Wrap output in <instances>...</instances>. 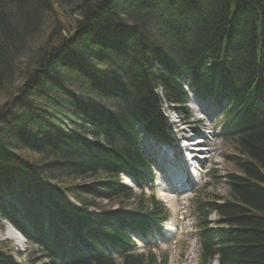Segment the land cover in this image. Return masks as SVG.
I'll return each instance as SVG.
<instances>
[{"label":"trees","instance_id":"obj_1","mask_svg":"<svg viewBox=\"0 0 264 264\" xmlns=\"http://www.w3.org/2000/svg\"><path fill=\"white\" fill-rule=\"evenodd\" d=\"M184 77L224 103L242 173L211 204L216 226L203 219L200 264H264V0H0V218L51 264H164L132 251L130 233L167 210L118 175L147 176L138 135L166 136L162 105L183 111ZM11 250L0 241V264H27Z\"/></svg>","mask_w":264,"mask_h":264},{"label":"rangeland","instance_id":"obj_2","mask_svg":"<svg viewBox=\"0 0 264 264\" xmlns=\"http://www.w3.org/2000/svg\"><path fill=\"white\" fill-rule=\"evenodd\" d=\"M122 80L123 76L119 78V81ZM2 100L0 97V103ZM167 105L168 102L164 100L163 111L170 129L171 147L172 145L176 147V143L179 144L177 139L182 138L184 128L180 129L178 124L184 121L186 130L197 129L199 139L203 140L202 135H205V144L200 145L199 151H193L196 155H202L203 157L197 158L199 164L197 165L198 171L195 172V177L187 185H182L179 180L183 176L182 172L179 169L174 171L169 168L170 162L175 159L179 160L176 152H173L174 149L170 146L157 144L155 143L157 140L154 141L151 137L143 135L142 141L144 142L145 153L153 163L152 185L148 183L146 191L153 192L156 197L163 200L168 208L169 218L162 224L159 233L154 232L145 241L137 238L136 243L138 249H151L160 256L166 255L167 264H197L199 248L196 230L199 220L194 198L199 196L215 204L228 198L227 178L225 176L228 173L238 172L229 161V156L234 154L235 151L227 141L221 138L222 134L225 133V130L222 129L223 125H221L222 119L219 118V113L211 102L206 100V102H200L198 105L195 104L197 110L189 108L187 113H178ZM111 108V106H108V109ZM200 111L203 113L200 114ZM182 124L184 123L182 122ZM203 127L208 129L205 130ZM202 129H204V132H202L204 134L199 132ZM154 149L158 151V155L154 154L157 153L156 151L153 153ZM171 154L175 156L171 157ZM95 180L86 178L84 182ZM122 180L128 187L135 189V194L138 196L140 190L136 189L129 179L124 177ZM73 183L79 184L81 180H76ZM146 191L144 192L147 194ZM95 202L98 209L107 211L116 208V202H108L104 199H95ZM136 205L134 200L122 202V206L128 209ZM88 210L96 214L95 209L89 208ZM209 218L213 219L215 215L211 214ZM8 231L12 237H8ZM0 241L5 245L9 244L12 249L10 253L18 262L50 264L48 259L43 257V253H41L38 246L29 243L19 231L4 219H0ZM19 252L22 255L18 254Z\"/></svg>","mask_w":264,"mask_h":264},{"label":"bare ground","instance_id":"obj_3","mask_svg":"<svg viewBox=\"0 0 264 264\" xmlns=\"http://www.w3.org/2000/svg\"><path fill=\"white\" fill-rule=\"evenodd\" d=\"M183 135H185V134H183ZM184 140H185V143L188 145V149L194 150V151H199L200 150L199 147H196V146H198V144L200 142L199 140H195V141H192V139L191 140L184 139ZM192 146H194V147H192ZM192 155L195 156L196 154H192ZM197 157L199 158L200 156H197ZM169 166L170 167L171 166H173V167L180 166L181 167V161L174 160L173 162L169 163ZM7 234H8V237H12V235H11V233L9 231H8ZM213 264H215V263H213Z\"/></svg>","mask_w":264,"mask_h":264}]
</instances>
